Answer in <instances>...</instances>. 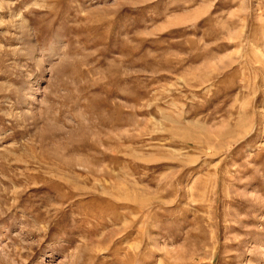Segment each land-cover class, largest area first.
<instances>
[{"label":"rangeland","instance_id":"374dc122","mask_svg":"<svg viewBox=\"0 0 264 264\" xmlns=\"http://www.w3.org/2000/svg\"><path fill=\"white\" fill-rule=\"evenodd\" d=\"M0 264H264V0H0Z\"/></svg>","mask_w":264,"mask_h":264}]
</instances>
